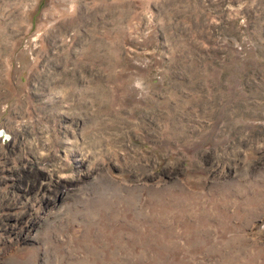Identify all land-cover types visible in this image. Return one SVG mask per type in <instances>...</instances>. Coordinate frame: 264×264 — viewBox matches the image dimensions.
I'll return each mask as SVG.
<instances>
[{"label": "rangeland", "instance_id": "1", "mask_svg": "<svg viewBox=\"0 0 264 264\" xmlns=\"http://www.w3.org/2000/svg\"><path fill=\"white\" fill-rule=\"evenodd\" d=\"M0 264H264V0H0Z\"/></svg>", "mask_w": 264, "mask_h": 264}]
</instances>
